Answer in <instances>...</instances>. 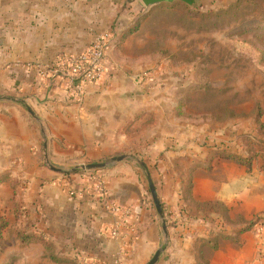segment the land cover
Here are the masks:
<instances>
[{
  "label": "crops",
  "instance_id": "1",
  "mask_svg": "<svg viewBox=\"0 0 264 264\" xmlns=\"http://www.w3.org/2000/svg\"><path fill=\"white\" fill-rule=\"evenodd\" d=\"M145 10L141 0H0V175H8L0 199L10 198L14 183L30 231L80 264H146L163 232L144 169L132 158L76 173L46 163L68 169L134 154L174 223L155 264H200L202 252L207 264H264V228L240 232L238 220L264 213V173L216 156L237 133L177 114L176 68L149 59L140 31L128 32ZM103 31L114 34L112 67L76 100L49 68ZM144 70L150 77L135 81ZM91 174L105 182L107 200L130 208L117 237L109 230L118 216L97 196ZM201 201L223 203L228 215L204 210L202 218L193 209ZM215 240L217 248L204 246Z\"/></svg>",
  "mask_w": 264,
  "mask_h": 264
},
{
  "label": "rangeland",
  "instance_id": "2",
  "mask_svg": "<svg viewBox=\"0 0 264 264\" xmlns=\"http://www.w3.org/2000/svg\"><path fill=\"white\" fill-rule=\"evenodd\" d=\"M144 8L133 31H140L138 40L149 59L163 57L176 68L177 114L217 133H237V141L229 140L227 147L245 155L244 136L255 130L257 106L264 121V0H176ZM260 163L254 162L264 173ZM6 178L0 175V182ZM16 192L21 204L22 193ZM193 209L204 217L198 202ZM20 214L12 190L10 198L0 199V223H5L0 229V264H78L54 243L47 248L40 241L21 239L19 232L31 231L24 208ZM263 216L256 215L262 229ZM201 255L206 257L205 252Z\"/></svg>",
  "mask_w": 264,
  "mask_h": 264
},
{
  "label": "built area",
  "instance_id": "3",
  "mask_svg": "<svg viewBox=\"0 0 264 264\" xmlns=\"http://www.w3.org/2000/svg\"><path fill=\"white\" fill-rule=\"evenodd\" d=\"M114 46V34L111 31L100 32L82 51L57 58L51 64L49 71L60 78L70 97L80 100L83 97L85 86L100 80L112 67L109 51ZM149 77L150 74L147 70L133 75V79L140 83ZM90 178L94 184V191L102 199L103 205L118 216L115 224L109 230L111 237H117L120 233V224L130 214V208L121 207L107 200L105 182L99 175L91 174ZM261 218L264 222V216ZM262 227L263 224L260 223L254 230L260 232Z\"/></svg>",
  "mask_w": 264,
  "mask_h": 264
},
{
  "label": "trees",
  "instance_id": "4",
  "mask_svg": "<svg viewBox=\"0 0 264 264\" xmlns=\"http://www.w3.org/2000/svg\"><path fill=\"white\" fill-rule=\"evenodd\" d=\"M226 12H231V9H228ZM136 29V25L132 26L128 32H131ZM123 38V37H122ZM255 130L249 134H246L244 136V140L246 141L247 145V153L240 154L235 151L229 150L225 146H216L215 147V153L218 158L222 159H230L235 161L236 163L244 166L247 171H250L253 167L254 162L257 159L261 160L260 163V170L264 171V121L262 120V110L259 106L256 107V114H255ZM259 150H258V149ZM81 173V172H80ZM7 179V178H6ZM12 188L14 191V203L16 208V215L21 213L23 207L21 204H19V198L17 194V190L15 189V184L12 183ZM200 206H202L203 210H211L214 212H219L223 216L228 215V208L219 201H201L198 202ZM163 211V209H162ZM21 216V214H20ZM259 217L254 216L250 221H246L243 218H239L238 220L242 224L239 231H245L250 230L252 227H254L256 224L260 223ZM165 222L167 226H171L174 224L168 217L165 218ZM5 225V223H0V229L1 227ZM1 235V233H0ZM18 235L21 239L27 240H37L40 241L46 246L47 248L51 247V240L44 235L42 232L38 231H31V233H22L19 232ZM208 245L209 248L215 249L217 248V241H206L204 242V246ZM201 255V254H200ZM200 258L203 259L202 263L200 264H207V260L200 256ZM78 264H80V261H77Z\"/></svg>",
  "mask_w": 264,
  "mask_h": 264
},
{
  "label": "water",
  "instance_id": "5",
  "mask_svg": "<svg viewBox=\"0 0 264 264\" xmlns=\"http://www.w3.org/2000/svg\"><path fill=\"white\" fill-rule=\"evenodd\" d=\"M173 1H176V0H141V2L143 3V5L145 7H149L151 5H154V4H157V3H161V2L169 3V2H173ZM127 158L134 159L144 169L145 176H146V179H147V182H148L149 191H150V194H151L155 209H156V211H157V213H158V215L160 217L161 229H162V232H163V244L156 249V251L154 252L152 257L146 263V264H155L158 261V259L160 257V254L164 251V249L166 247V243L168 241L169 234H168V229H167V226H166L165 217H164V214H163V211H162V208H161V205H160V201H159L157 193H156V189H155L154 183L152 181V178L150 176L149 171L146 168L145 162L141 158H139L138 156H136L134 154L122 153V154H119V155L112 156L109 159H107L105 161H102V162L80 164V165H76V166L70 167L68 169H63V168L51 166L48 163V161H46V163L50 166L51 169L56 170L58 172H61V173H76V172L84 171V170L102 169V168L108 167L111 164H114V163H116L118 161H121V160L127 159Z\"/></svg>",
  "mask_w": 264,
  "mask_h": 264
}]
</instances>
